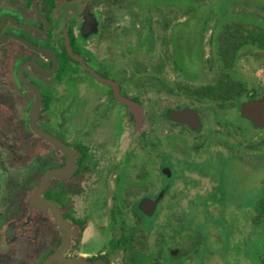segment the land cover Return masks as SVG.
I'll use <instances>...</instances> for the list:
<instances>
[{
    "label": "flooded vegetation",
    "instance_id": "af4514ba",
    "mask_svg": "<svg viewBox=\"0 0 264 264\" xmlns=\"http://www.w3.org/2000/svg\"><path fill=\"white\" fill-rule=\"evenodd\" d=\"M220 1L0 0V264H195L173 227L194 192L216 187L176 167L212 145L241 167H264V66L256 84L232 74L240 53L264 54V19L237 11L254 3L227 12ZM165 37L181 73L213 54L220 75L200 87L163 82L162 91L214 109L152 107L127 91L157 74L127 75V58L154 55ZM234 104L238 121L217 118ZM185 109L199 128L170 119ZM251 210L260 226L241 237L264 241V193Z\"/></svg>",
    "mask_w": 264,
    "mask_h": 264
},
{
    "label": "rangeland",
    "instance_id": "374dc122",
    "mask_svg": "<svg viewBox=\"0 0 264 264\" xmlns=\"http://www.w3.org/2000/svg\"><path fill=\"white\" fill-rule=\"evenodd\" d=\"M232 2L239 4L250 2L256 6H264V0H221L218 7L222 11L229 12L231 9L229 3ZM256 6L245 4L239 6L237 11H245L264 19V10ZM228 16L233 17V15ZM168 41V37L164 38V44L158 41L154 55L148 53L144 56L141 53V57L135 55L132 60L127 58V75H131L137 69L145 70L146 73H157L154 77V79L157 77V80L142 78L132 82L127 87V91L139 95L152 107L158 105L175 109L187 105L203 109L204 112L208 107L214 109L217 106L215 103H194V100L186 99L181 95H168L162 91L163 82L168 86L182 84L200 87L213 84L214 78L220 75L213 54L208 62L197 66L191 74L187 71L188 75L181 73V70L175 68L172 63V51L167 45ZM208 54L206 52V55ZM161 62L165 63L160 67ZM263 66L264 54L255 56L254 53L243 52L239 54L232 74L235 78H243L249 85L256 84L259 73H256V76L253 74ZM248 72L250 75H247ZM220 112H217L219 120H239L235 104ZM211 117L213 116L210 115L205 120L206 128L211 125ZM231 159L234 158L223 155L218 147L212 145L205 149L198 162H180V166L176 167L179 175H182L184 169L190 168L204 172L209 178L210 185L216 187L215 190L211 189L212 191L204 192L203 195H199L198 191L194 192L187 204L179 209V215L182 217L180 225L173 227L174 244L178 240V246H181L184 241L190 240L191 245L194 246L191 256L194 257L195 264H264V241L257 240L251 243L243 241L241 237L243 234L247 239L246 229L256 230L260 226L253 224L255 211H252L251 207L264 193V167L253 170L245 166L241 167ZM152 223L153 220L146 219L142 229L148 231ZM152 237L154 238V233Z\"/></svg>",
    "mask_w": 264,
    "mask_h": 264
},
{
    "label": "water",
    "instance_id": "95a60500",
    "mask_svg": "<svg viewBox=\"0 0 264 264\" xmlns=\"http://www.w3.org/2000/svg\"><path fill=\"white\" fill-rule=\"evenodd\" d=\"M124 102L127 103V105L132 109L133 114L135 115V117H141V113H139L137 111V109L139 108V106L131 101H125ZM170 119L179 123H183L187 126H189L192 129H197L200 127L201 122L199 120V116L197 115V113L193 110L190 109H185L183 111H179V112H174L171 114Z\"/></svg>",
    "mask_w": 264,
    "mask_h": 264
},
{
    "label": "trees",
    "instance_id": "16d2710c",
    "mask_svg": "<svg viewBox=\"0 0 264 264\" xmlns=\"http://www.w3.org/2000/svg\"><path fill=\"white\" fill-rule=\"evenodd\" d=\"M244 29H246V28H244ZM248 33V35H244L245 36V40H244V43H246L247 42V40H250V42L252 43L253 41L251 40L252 39V36H253V34H252V32H247ZM230 34V33H229ZM234 35V34H233ZM234 44H236V41L234 40V41H232ZM236 50H234V51H230V52H228L229 53V60L231 59V60H234L235 59V57H236ZM217 87V86H216ZM211 89H214V87H212V88H204V89H200V90H196V91H194V92H192V94H193V96H196V98H204V97H207V95H206V92H208L209 90H211ZM229 99L230 98H228V99H224L223 100V102H226V101H229Z\"/></svg>",
    "mask_w": 264,
    "mask_h": 264
}]
</instances>
